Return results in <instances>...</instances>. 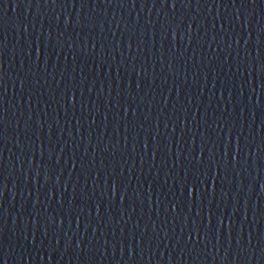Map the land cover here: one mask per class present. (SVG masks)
I'll use <instances>...</instances> for the list:
<instances>
[{
  "label": "water",
  "instance_id": "water-1",
  "mask_svg": "<svg viewBox=\"0 0 264 264\" xmlns=\"http://www.w3.org/2000/svg\"><path fill=\"white\" fill-rule=\"evenodd\" d=\"M0 264H264V0H0Z\"/></svg>",
  "mask_w": 264,
  "mask_h": 264
}]
</instances>
